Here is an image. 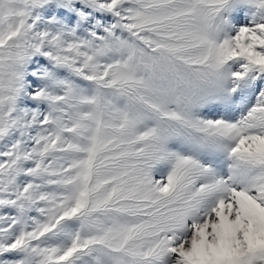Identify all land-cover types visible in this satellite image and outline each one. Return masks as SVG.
I'll return each mask as SVG.
<instances>
[{
    "label": "snow or ice",
    "instance_id": "6c2138e0",
    "mask_svg": "<svg viewBox=\"0 0 264 264\" xmlns=\"http://www.w3.org/2000/svg\"><path fill=\"white\" fill-rule=\"evenodd\" d=\"M0 264H264V0H0Z\"/></svg>",
    "mask_w": 264,
    "mask_h": 264
}]
</instances>
